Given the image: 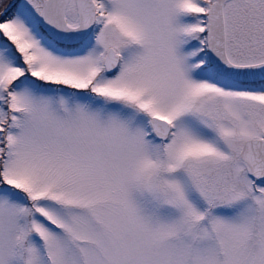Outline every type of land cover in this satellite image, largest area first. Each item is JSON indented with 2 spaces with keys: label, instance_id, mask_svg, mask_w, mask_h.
Instances as JSON below:
<instances>
[{
  "label": "snow or ice",
  "instance_id": "1",
  "mask_svg": "<svg viewBox=\"0 0 264 264\" xmlns=\"http://www.w3.org/2000/svg\"><path fill=\"white\" fill-rule=\"evenodd\" d=\"M0 264H264V0H0Z\"/></svg>",
  "mask_w": 264,
  "mask_h": 264
}]
</instances>
